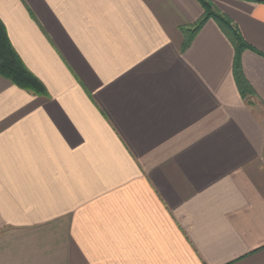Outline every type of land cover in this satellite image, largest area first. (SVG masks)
Listing matches in <instances>:
<instances>
[{
  "label": "crops",
  "instance_id": "0c3cea01",
  "mask_svg": "<svg viewBox=\"0 0 264 264\" xmlns=\"http://www.w3.org/2000/svg\"><path fill=\"white\" fill-rule=\"evenodd\" d=\"M0 0L46 95L0 75V264H264V0Z\"/></svg>",
  "mask_w": 264,
  "mask_h": 264
},
{
  "label": "trees",
  "instance_id": "16d2710c",
  "mask_svg": "<svg viewBox=\"0 0 264 264\" xmlns=\"http://www.w3.org/2000/svg\"><path fill=\"white\" fill-rule=\"evenodd\" d=\"M204 9V15L200 21L189 29H183L186 35L185 47H187L195 35L202 29L209 19H215L221 26L224 33L234 44L236 49V60L234 75L242 96L250 93V87L245 82L240 65V54L250 47L244 42L239 31L232 22L219 13L213 7L210 0H198ZM264 2V1H263ZM0 75L11 81L14 85L36 95H46L44 85L26 68L22 60L12 47L4 25L0 21Z\"/></svg>",
  "mask_w": 264,
  "mask_h": 264
}]
</instances>
